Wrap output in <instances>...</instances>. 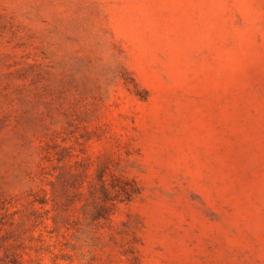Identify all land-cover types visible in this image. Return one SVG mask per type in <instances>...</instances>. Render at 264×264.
<instances>
[{"label":"rangeland","instance_id":"obj_1","mask_svg":"<svg viewBox=\"0 0 264 264\" xmlns=\"http://www.w3.org/2000/svg\"><path fill=\"white\" fill-rule=\"evenodd\" d=\"M0 264H264V0H0Z\"/></svg>","mask_w":264,"mask_h":264}]
</instances>
